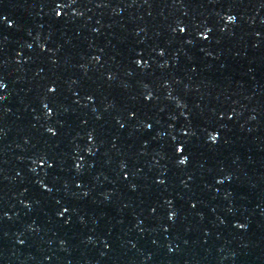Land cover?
Instances as JSON below:
<instances>
[{"label": "water", "instance_id": "obj_1", "mask_svg": "<svg viewBox=\"0 0 264 264\" xmlns=\"http://www.w3.org/2000/svg\"><path fill=\"white\" fill-rule=\"evenodd\" d=\"M0 264H264V0H0Z\"/></svg>", "mask_w": 264, "mask_h": 264}, {"label": "snow or ice", "instance_id": "obj_2", "mask_svg": "<svg viewBox=\"0 0 264 264\" xmlns=\"http://www.w3.org/2000/svg\"><path fill=\"white\" fill-rule=\"evenodd\" d=\"M57 15H59V13H57ZM230 19H231V17H230ZM181 31H183V29H181ZM214 140H215V138H214Z\"/></svg>", "mask_w": 264, "mask_h": 264}]
</instances>
